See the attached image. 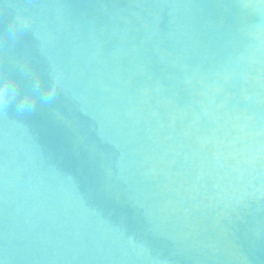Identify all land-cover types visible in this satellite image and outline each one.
I'll use <instances>...</instances> for the list:
<instances>
[{
	"label": "water",
	"instance_id": "water-1",
	"mask_svg": "<svg viewBox=\"0 0 264 264\" xmlns=\"http://www.w3.org/2000/svg\"><path fill=\"white\" fill-rule=\"evenodd\" d=\"M0 72L65 89L0 114V264H264V0H8Z\"/></svg>",
	"mask_w": 264,
	"mask_h": 264
},
{
	"label": "clouds",
	"instance_id": "clouds-1",
	"mask_svg": "<svg viewBox=\"0 0 264 264\" xmlns=\"http://www.w3.org/2000/svg\"><path fill=\"white\" fill-rule=\"evenodd\" d=\"M6 3L8 0H0V12H6L8 17V37L15 40L26 31L35 32L31 16L14 7L5 8ZM35 35L40 41L41 55L47 56V40L39 32H35ZM11 63L31 83L22 87V81L15 71L0 72V114L5 113L9 105H15L19 113H30L34 110L38 98L47 103L55 99L58 89H65L63 75L51 60H49L50 79L47 81L33 69L26 57H15Z\"/></svg>",
	"mask_w": 264,
	"mask_h": 264
}]
</instances>
